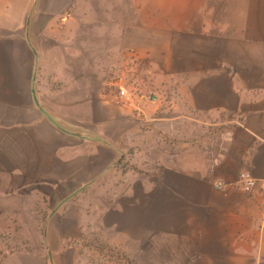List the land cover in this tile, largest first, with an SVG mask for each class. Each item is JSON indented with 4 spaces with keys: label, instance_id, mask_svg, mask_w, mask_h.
<instances>
[{
    "label": "crops",
    "instance_id": "1",
    "mask_svg": "<svg viewBox=\"0 0 264 264\" xmlns=\"http://www.w3.org/2000/svg\"><path fill=\"white\" fill-rule=\"evenodd\" d=\"M137 1L0 0V264H264V0Z\"/></svg>",
    "mask_w": 264,
    "mask_h": 264
},
{
    "label": "rangeland",
    "instance_id": "2",
    "mask_svg": "<svg viewBox=\"0 0 264 264\" xmlns=\"http://www.w3.org/2000/svg\"><path fill=\"white\" fill-rule=\"evenodd\" d=\"M145 3V2H144ZM143 3V4H144ZM137 4H141V0ZM142 4V5H143ZM93 191L95 190H86L84 192H79L75 194V198H81L85 197L87 199L86 202H84L87 206L91 203L92 199H88L89 197L94 198ZM89 202V203H88ZM80 207H83L82 205ZM90 207L92 208L93 205L91 204ZM45 206H42V210H44ZM74 210L77 211L76 207H74ZM48 211H45L43 215V226L45 221H47V213ZM80 227V232H78V235L76 237H72L69 239V243L71 245H77L78 253H77V259L75 264H99V262L103 263L104 261L109 262H115V263H123V264H143L144 261H141L140 259L143 258L142 255H138V258L133 257L130 253H125L121 249L117 252V248H119V245L117 246L113 240H111L109 237H106L103 235L102 232L97 231V222L91 221L86 222L85 220L78 222ZM43 229V228H42ZM16 228L12 227L10 229H7L6 231L2 232V238L4 240H7L6 243L8 244L7 249H5L3 246H0V256L3 251H13L18 250L23 247V245H26L27 242L24 240L16 241L13 240L12 243L10 242V238L15 234ZM99 233V234H98Z\"/></svg>",
    "mask_w": 264,
    "mask_h": 264
},
{
    "label": "built area",
    "instance_id": "3",
    "mask_svg": "<svg viewBox=\"0 0 264 264\" xmlns=\"http://www.w3.org/2000/svg\"><path fill=\"white\" fill-rule=\"evenodd\" d=\"M118 94L122 97V99L125 101V102H130L132 100V93L130 92V90L125 87V86H119V89H118ZM151 99H153L154 97L153 96H150ZM240 180L243 182L244 184V190L246 192H250L252 190V188L255 186L256 184V178H254L252 175H250L249 173H241L240 174ZM215 186L217 188H221L222 187V184L220 182H217L215 184Z\"/></svg>",
    "mask_w": 264,
    "mask_h": 264
},
{
    "label": "trees",
    "instance_id": "4",
    "mask_svg": "<svg viewBox=\"0 0 264 264\" xmlns=\"http://www.w3.org/2000/svg\"><path fill=\"white\" fill-rule=\"evenodd\" d=\"M98 234H99V233H98ZM15 250H16V249H15ZM15 250H13V251H15ZM116 250H117V252H118L120 249H119V248H117ZM120 252L122 253V250H121Z\"/></svg>",
    "mask_w": 264,
    "mask_h": 264
}]
</instances>
